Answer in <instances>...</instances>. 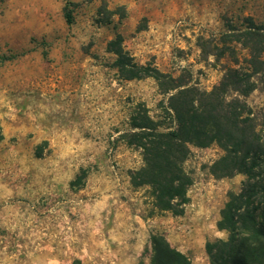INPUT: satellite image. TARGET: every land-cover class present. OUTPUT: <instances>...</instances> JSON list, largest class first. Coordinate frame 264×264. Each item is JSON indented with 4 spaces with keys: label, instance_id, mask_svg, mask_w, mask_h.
Masks as SVG:
<instances>
[{
    "label": "rangeland",
    "instance_id": "obj_1",
    "mask_svg": "<svg viewBox=\"0 0 264 264\" xmlns=\"http://www.w3.org/2000/svg\"><path fill=\"white\" fill-rule=\"evenodd\" d=\"M245 18L264 25V0H0V264H149L154 235L210 264L205 246L227 240L216 223L245 176H214L224 152L189 145L181 215L133 187L144 164L123 140L130 118L140 108L172 126L168 95L122 79L107 45L119 35L136 64L209 92L227 64L214 45ZM240 98L261 123L264 91Z\"/></svg>",
    "mask_w": 264,
    "mask_h": 264
},
{
    "label": "trees",
    "instance_id": "obj_2",
    "mask_svg": "<svg viewBox=\"0 0 264 264\" xmlns=\"http://www.w3.org/2000/svg\"><path fill=\"white\" fill-rule=\"evenodd\" d=\"M102 10L124 15L123 8L115 13ZM65 19L68 22L69 15ZM243 23L240 29L227 24L214 45L212 52L217 54L213 55L227 56V64L220 82L209 92L190 84L183 75L172 77L136 64L122 49L119 35L107 45L116 56L114 66L122 79L151 78L160 93L168 95L164 112L172 126L164 127L140 108L130 118V132L123 140L141 151L144 164L130 173L133 187L148 186L158 210L181 215L191 184L183 170L189 145L206 148L214 144L224 152L211 167L214 176H245L239 192L228 194L216 223L219 231L228 234L227 240L205 246L210 264H264V114L258 124L240 98L257 88L264 91V25L250 18ZM150 244L149 264H191L162 236H152Z\"/></svg>",
    "mask_w": 264,
    "mask_h": 264
}]
</instances>
